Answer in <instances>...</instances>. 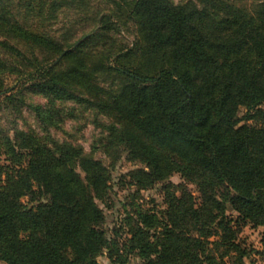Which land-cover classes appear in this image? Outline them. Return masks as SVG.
Returning <instances> with one entry per match:
<instances>
[{
  "label": "trees",
  "instance_id": "obj_1",
  "mask_svg": "<svg viewBox=\"0 0 264 264\" xmlns=\"http://www.w3.org/2000/svg\"><path fill=\"white\" fill-rule=\"evenodd\" d=\"M130 16L146 51L137 66H106L128 78L117 91L92 82L71 52L60 59L78 63L67 74L56 71L60 63L37 65L20 80L76 99L68 80L113 114L121 125L115 137L146 166L133 177L143 187L164 182L167 207L160 215L137 212L126 236L109 237L97 203L108 193L107 166L80 147L48 146L35 132L18 131L2 141L11 163L0 160V259L7 264H101L104 251L111 264H129L133 255L142 264H223L231 252L246 254L237 243L243 226H264V0L252 10L227 0H132ZM0 34L60 49L13 20L4 4ZM173 173L197 185L199 205L187 189L172 190Z\"/></svg>",
  "mask_w": 264,
  "mask_h": 264
},
{
  "label": "rangeland",
  "instance_id": "obj_2",
  "mask_svg": "<svg viewBox=\"0 0 264 264\" xmlns=\"http://www.w3.org/2000/svg\"><path fill=\"white\" fill-rule=\"evenodd\" d=\"M131 1L0 0L13 20L30 31L51 37L60 48L57 52L18 38L4 40L0 34V41H7L5 45L0 44V83L2 89H7L0 93V160L4 164L11 163L2 152L5 149L2 141L6 137L15 140L18 131L35 132L39 140L48 146L64 142L80 147L88 156L101 160L109 169L110 180L108 193L104 200H97V203L103 209V226L109 237H116V231L119 236H126L129 217L136 218L139 211L160 215V211L167 207L164 182L148 187L137 183L132 173L145 169V164L133 159L126 143L115 137L113 128H121L119 120L110 112H102L96 105L88 103L92 97L87 92L77 89L76 85L73 88V84L65 80V87L74 93L76 99L55 96L40 91L33 80L24 81L20 77L37 65L47 67L59 63L56 71L67 74L71 67H78L74 59L79 58L89 68L84 71L85 76L91 77L92 82L109 92L117 91L128 78L106 66H137L146 51L138 23L130 16ZM227 1L252 10L262 0ZM11 46L20 49L27 58L17 55ZM66 52H71L74 59L61 62ZM97 66L101 68L96 69ZM79 97H82V102L77 99ZM38 107L47 112L40 113ZM245 113L246 109L241 107L238 115L242 117ZM26 160L27 157L23 165H26ZM167 181L172 183V190L177 195L187 189L196 205L200 204V192L195 183L179 173H173ZM23 201L29 202L27 197H23ZM227 214L234 219L238 215L231 206H228ZM237 243L246 254L242 256V253L231 252L224 258L223 264H264V226L251 223L243 226ZM98 260L101 264H111L107 251ZM128 263L142 264V260L133 255ZM0 264L7 263L0 259Z\"/></svg>",
  "mask_w": 264,
  "mask_h": 264
}]
</instances>
